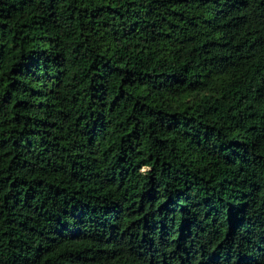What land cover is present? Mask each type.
I'll use <instances>...</instances> for the list:
<instances>
[{"label": "trees", "instance_id": "16d2710c", "mask_svg": "<svg viewBox=\"0 0 264 264\" xmlns=\"http://www.w3.org/2000/svg\"><path fill=\"white\" fill-rule=\"evenodd\" d=\"M0 264H264V0H0Z\"/></svg>", "mask_w": 264, "mask_h": 264}]
</instances>
